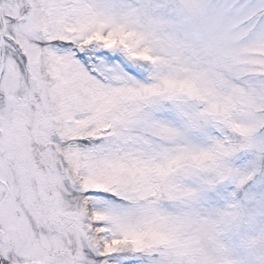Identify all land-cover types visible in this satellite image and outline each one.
Returning <instances> with one entry per match:
<instances>
[{"label":"snow or ice","instance_id":"6c2138e0","mask_svg":"<svg viewBox=\"0 0 264 264\" xmlns=\"http://www.w3.org/2000/svg\"><path fill=\"white\" fill-rule=\"evenodd\" d=\"M0 264H264V0H0Z\"/></svg>","mask_w":264,"mask_h":264}]
</instances>
